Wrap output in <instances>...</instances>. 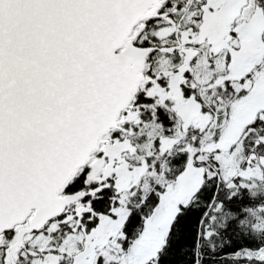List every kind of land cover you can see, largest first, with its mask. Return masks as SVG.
<instances>
[{
	"label": "snow or ice",
	"instance_id": "1",
	"mask_svg": "<svg viewBox=\"0 0 264 264\" xmlns=\"http://www.w3.org/2000/svg\"><path fill=\"white\" fill-rule=\"evenodd\" d=\"M0 264H264V0H0Z\"/></svg>",
	"mask_w": 264,
	"mask_h": 264
}]
</instances>
